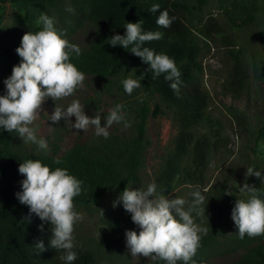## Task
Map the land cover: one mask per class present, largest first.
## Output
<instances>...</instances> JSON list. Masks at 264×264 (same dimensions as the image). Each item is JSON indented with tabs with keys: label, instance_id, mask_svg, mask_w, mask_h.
<instances>
[{
	"label": "trees",
	"instance_id": "obj_1",
	"mask_svg": "<svg viewBox=\"0 0 264 264\" xmlns=\"http://www.w3.org/2000/svg\"><path fill=\"white\" fill-rule=\"evenodd\" d=\"M60 1L0 0V94L5 91L4 80L22 59L16 52L22 37L27 32L39 30L41 26L36 24V19L42 13L53 18V12H59ZM69 1L74 22L78 26L86 22L94 27V37L88 47L81 49L78 57L73 54L71 62L85 75L105 80L109 85L117 80L122 89V80L129 75L144 77L141 87L134 89L130 98H124V108L137 121L135 132L129 137L109 134L107 139L100 136L88 143H76L61 157L55 158L45 153L34 154L17 149L15 142L18 134L0 130V264H66L61 259L63 251L49 247L52 235L50 222L45 223L41 230L43 222L35 214L30 215L29 207L17 199L16 193L22 191L20 182L24 179L18 168L24 161L38 159L53 169L67 168L70 174L81 179L84 190L74 198V206L78 212L90 213L106 205L108 198L117 200L126 187L130 188L138 181L139 171L145 163V150L150 143L146 129L148 119L164 114V107L171 113L177 127L173 147L155 176L158 189L164 188L165 195L174 189L178 181L188 184L203 181L213 145L207 133L213 132L211 121L214 117L208 112V93L200 80L204 70L201 53L210 35L209 29L202 25V8L207 0H196L195 3L194 0ZM154 3H159L161 10L167 9L169 15L175 17L170 28L156 24L159 12L149 11ZM8 4L15 9L13 25L18 30L16 36L6 34L3 25ZM218 5L232 29H247V50L251 47L247 52L252 64L250 74L256 80L260 94V97L254 96V99H260L255 101L253 129L249 131L257 144L264 141V0H218ZM193 15L196 21H201L198 23L202 25L200 31L191 19ZM141 19L145 31L159 30L163 33L161 39L146 42L145 46L174 58L182 73L178 95L163 75L153 79L149 66L141 58L120 46L107 44L111 36L125 34L126 22L135 23ZM219 35H225V32H219ZM230 52L236 66L234 78L242 87L249 77L242 64L244 50ZM139 89L140 94L137 93ZM151 95L160 99L153 107L148 98ZM253 177L256 188L264 190L261 179ZM121 208L122 211L108 221L107 232L101 238L102 244L115 242L118 235L136 225L122 203ZM38 240H43L46 251L40 252L34 247ZM207 241V238L201 239L193 258L196 264H203L206 259ZM75 244L78 258L73 264H98L94 249L79 242ZM160 264L165 262L160 260ZM234 264H264V245L251 248Z\"/></svg>",
	"mask_w": 264,
	"mask_h": 264
},
{
	"label": "clouds",
	"instance_id": "obj_2",
	"mask_svg": "<svg viewBox=\"0 0 264 264\" xmlns=\"http://www.w3.org/2000/svg\"><path fill=\"white\" fill-rule=\"evenodd\" d=\"M149 11L159 12L155 21L159 27L170 28L175 20L167 9L161 10L159 3L152 4ZM36 24L41 27L22 37L16 49L22 59L4 80L5 91L0 94V130L16 132L24 142L34 143L40 149L47 150V141L42 136L38 137L36 129L32 127L41 113L42 104L49 97L57 101L72 96L83 87L86 75L70 60L73 54L77 57L81 54V48L68 41L65 33L55 26L54 19L42 13L36 19ZM124 28L125 34L111 36L107 44L120 46L141 58L149 66L152 78L163 75L169 87L178 95L182 73L174 58L145 46L146 42L161 39L163 33L159 30L145 31L143 19L135 23L126 22ZM142 79V75H136L135 78L129 75L122 80L124 91L131 95L134 89L141 87ZM123 109L122 104H117L109 110L102 124L99 114L88 116L85 107L78 99H74L66 109L56 104L50 121L55 124L63 117L71 122L74 116L75 123L71 122L74 129L85 132L94 126L95 134L107 139L113 123L123 122L124 127L131 126ZM18 171L24 179L20 182L22 191L16 193L17 199L29 207L30 215L35 214L43 222L41 230L45 223L50 222L52 235L49 247L62 250L61 259L66 264H73L78 258L74 226L81 218L75 209L74 198L82 194L83 181L70 174L67 168L53 169L38 159L24 161ZM247 175H255L264 184V172L248 167ZM240 190L252 195L247 199H238L232 209L231 217L239 237L264 235V190L247 184ZM164 192L165 189H158L153 181L146 188L126 187L114 201V207L122 203L139 228V232H125L128 251L132 257L143 255L152 260H163L165 264H196L193 258L202 236L208 231L202 223L196 222V217L206 214L203 206L205 196L199 189L193 191L192 202L185 208L184 198L169 199ZM34 247L40 252L47 250L43 240H38Z\"/></svg>",
	"mask_w": 264,
	"mask_h": 264
},
{
	"label": "rangeland",
	"instance_id": "obj_3",
	"mask_svg": "<svg viewBox=\"0 0 264 264\" xmlns=\"http://www.w3.org/2000/svg\"><path fill=\"white\" fill-rule=\"evenodd\" d=\"M58 4L59 12L54 11L52 14L55 26L65 33L70 43L78 45L81 49L87 48L94 37V27L86 22L80 26L74 22L73 13L67 11L70 8L69 0H61ZM202 9V25L203 28L209 29L210 35L207 37L208 44H204L201 53L204 70L200 80L208 93V112L214 117L211 121L214 124L211 127L213 132L207 133L213 145L208 155L203 181L193 184L178 181L166 196L169 199L184 198L187 208L193 199L191 193L197 189L201 190L205 196L203 206L206 208V214L203 217H196V222L207 227L208 231L202 238H207L209 246L203 264H234L251 248L259 244L264 245V235L255 237L245 235L241 239L231 217L236 201L252 195L250 192L241 191L240 187L245 184L257 187L253 177L255 175L248 176L247 168L252 167L264 172L262 148L264 141L256 144L249 135V131L253 129L255 101L258 102L260 99H254V96L260 97V94L256 80L250 74L252 64L247 52L251 47L249 46L247 50V29H232L218 5V0H207ZM14 11L15 9L8 4L3 25L6 34L16 36L18 30L13 25ZM191 19L200 31L202 25L198 23L201 21H196L195 15ZM219 32H225V35H219ZM234 49H242L245 53L242 64L244 70L249 72V77L244 80L242 87L234 78L236 66L230 54ZM137 93L140 94V89ZM130 97L131 95L118 85L117 80L109 85L105 80L86 75L83 87L72 96L57 101L49 97L42 104L41 113L32 127L36 129L38 137L42 136L47 141V150L40 149L34 143L24 142L19 136L15 147L27 153H45L55 158L61 157L76 143H88L100 136L95 134L94 126H90L85 132L82 129H74L72 126V123H75L74 116L71 117L72 123L62 117L58 123L53 124L50 115L54 112L56 104L66 109L72 100L78 99L85 107V113L90 117L99 114L103 124L109 110L117 104L124 105V98ZM148 98L152 107L155 102L160 101L158 96L151 95ZM163 109L164 114L148 119L146 129L150 143L145 150V163L139 171L138 181L130 188H146L149 183L155 181L167 153L173 147L177 127L171 113L165 107ZM123 110L131 126L124 127L123 122L113 123L109 128V134L121 137L134 134L136 118L125 108ZM207 129L209 130V127ZM107 200L106 205L94 212L79 211L81 218L74 226L75 242L94 249L98 264H160V260H152L143 255L132 257L126 245L125 233L118 235L115 242L107 245L101 243V238L108 229V221L122 211L121 204L113 206L116 201L114 198ZM132 230L139 232L137 225Z\"/></svg>",
	"mask_w": 264,
	"mask_h": 264
}]
</instances>
